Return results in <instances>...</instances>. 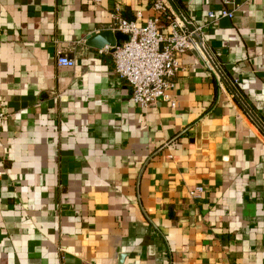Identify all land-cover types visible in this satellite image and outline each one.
Returning <instances> with one entry per match:
<instances>
[{"label":"crops","instance_id":"1","mask_svg":"<svg viewBox=\"0 0 264 264\" xmlns=\"http://www.w3.org/2000/svg\"><path fill=\"white\" fill-rule=\"evenodd\" d=\"M155 2L0 0V264H264V0H174L234 87L187 52L142 108L87 43Z\"/></svg>","mask_w":264,"mask_h":264},{"label":"built area","instance_id":"2","mask_svg":"<svg viewBox=\"0 0 264 264\" xmlns=\"http://www.w3.org/2000/svg\"><path fill=\"white\" fill-rule=\"evenodd\" d=\"M222 2L225 6L235 4L234 0ZM154 8L156 17L142 25L118 18L117 29L128 34L130 39L113 49L115 71L133 88V100L138 105L149 108L160 100L171 101L168 92L174 86L172 79L183 69L180 59L187 52L198 54L220 80L234 87L206 44L202 26L179 9L174 0H156ZM234 11L224 8L218 17L210 12L209 18L231 19ZM57 65L73 68L76 61L59 54ZM171 102L175 106V102ZM2 116L0 114V118ZM203 192L204 188L198 186L190 191V195L196 197Z\"/></svg>","mask_w":264,"mask_h":264},{"label":"water","instance_id":"3","mask_svg":"<svg viewBox=\"0 0 264 264\" xmlns=\"http://www.w3.org/2000/svg\"><path fill=\"white\" fill-rule=\"evenodd\" d=\"M229 20V19H227ZM122 35L119 36L118 35ZM130 36L124 33H115L111 30L102 31L98 34H93L88 38L87 45L104 48L112 46V48L121 47L126 41H129Z\"/></svg>","mask_w":264,"mask_h":264}]
</instances>
